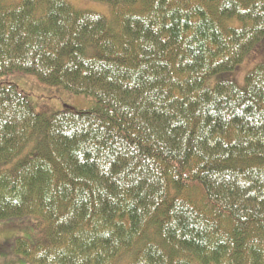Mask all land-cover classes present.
<instances>
[{"label": "trees", "instance_id": "1", "mask_svg": "<svg viewBox=\"0 0 264 264\" xmlns=\"http://www.w3.org/2000/svg\"><path fill=\"white\" fill-rule=\"evenodd\" d=\"M0 0V223L29 264H264V0ZM12 73L89 97L38 114Z\"/></svg>", "mask_w": 264, "mask_h": 264}, {"label": "rangeland", "instance_id": "2", "mask_svg": "<svg viewBox=\"0 0 264 264\" xmlns=\"http://www.w3.org/2000/svg\"><path fill=\"white\" fill-rule=\"evenodd\" d=\"M75 10L89 11L110 19V10L106 4L92 0H66ZM264 63V37L248 53L242 63L233 71L219 73L205 82L208 89H212L220 81L234 82L243 86L245 76L256 66ZM5 80L16 84L27 96V100L38 114L51 115L66 106L78 110L93 107L94 102L89 97L75 95L62 86L47 85L39 82L33 75L12 73ZM34 220L0 223V264H29L20 257L12 254V241L16 237L40 238L41 232L33 227Z\"/></svg>", "mask_w": 264, "mask_h": 264}]
</instances>
